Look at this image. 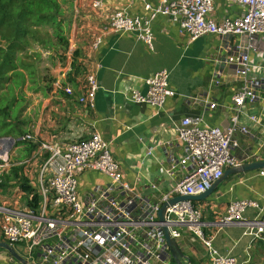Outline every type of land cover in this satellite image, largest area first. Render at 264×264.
I'll return each instance as SVG.
<instances>
[{
  "label": "built area",
  "instance_id": "2783aa9c",
  "mask_svg": "<svg viewBox=\"0 0 264 264\" xmlns=\"http://www.w3.org/2000/svg\"><path fill=\"white\" fill-rule=\"evenodd\" d=\"M137 1L149 11L148 17H131L125 9H109L103 14L104 29L115 34L132 33L149 48L153 41L152 21L160 15L169 17L189 41L203 36L233 39V48L222 61L239 82V88L231 96L232 114L222 128L205 124L201 116H188L173 123L174 139L180 144L181 154L179 158L171 155L167 165L162 167L166 176L174 177V172L180 169L182 177L155 202L149 201L137 191L135 184L130 185L124 179L109 143L99 133L66 143H40L34 152V157L42 158L36 184L38 204L0 207L1 239L30 264H170L163 226L174 240L181 237V230L191 233L206 249L209 264H236L232 256L217 252L204 230L238 224L252 240L264 234V203L260 205L252 200L231 202L217 223L203 221L202 212L190 201L168 206L164 222L158 221L163 203L178 196L200 195L209 190L225 170L264 156V135L255 153L244 158L233 154L238 148L235 135H251L249 127L241 122L243 107L259 100L264 103V55L258 47L264 36V0H229L241 9V14L220 19L211 17L213 0H159L153 6L146 0ZM104 2L91 0V6L100 11ZM100 42L96 37L91 49L97 50ZM220 75V71L212 74L211 87L220 84ZM67 83L63 69L51 90L72 98L74 92ZM140 84L142 90L128 88L125 95L134 104H146L159 110L167 99L176 96L166 70L150 74ZM80 87L76 101L92 109L99 89L96 77L85 75ZM193 101L209 110L217 106L207 95ZM246 119L262 127L264 133V120L255 115H247ZM11 141L10 137L0 140V168L8 166L9 152L15 144ZM20 141L34 142V137L26 134ZM161 147L167 157V146ZM151 150L152 147L148 148V155ZM83 171L103 174L108 179L107 184L96 186L86 197L80 198L77 177ZM257 175L264 177V167L258 169ZM136 182L140 183V179ZM151 189L156 187L151 185ZM249 208L257 210V215L247 220L243 216ZM37 252L41 255L35 260Z\"/></svg>",
  "mask_w": 264,
  "mask_h": 264
},
{
  "label": "crops",
  "instance_id": "0c3cea01",
  "mask_svg": "<svg viewBox=\"0 0 264 264\" xmlns=\"http://www.w3.org/2000/svg\"><path fill=\"white\" fill-rule=\"evenodd\" d=\"M72 1V10L78 21L72 24V38L64 56L67 59L68 52H71V64L75 60L79 62L76 76L67 83L74 95L68 98L62 93H54L50 87L44 98L39 99V118L31 134L33 143H66L88 138L93 132L99 133L109 143L111 155L119 164L124 179L130 185L135 184L137 191L149 201L155 202L182 177L180 169L174 172V177H168L162 167L167 165L171 155L179 158L181 154L180 144L174 139L173 123L184 117L201 116L205 124L222 128L232 114L231 96L239 88V82L232 69L224 66L222 61L230 54L233 39L203 36L189 41L187 36L178 32L169 17L157 15L152 21L153 41L148 48L132 33L115 34L104 29L103 14L109 9H125L131 17H148L150 13L143 9L141 1L104 0V8L100 11L91 6V0ZM146 1L152 6L159 3V0ZM240 14L241 9L229 0H213L212 18ZM96 37L101 42L93 51L91 46ZM258 47L264 55V36ZM161 70L169 72V84L176 91V96L167 99L161 109L134 104L127 99L128 88L142 90L140 81ZM215 71L221 72L220 84L211 87ZM88 74L96 77L99 86L92 109L76 101L83 77ZM205 95L217 103L213 110L193 101V98ZM242 111L241 122L249 127L251 135H235L238 148L233 154L238 158L255 153L264 135L262 127L250 124L246 119L247 115H255L264 120V103L261 100L246 103ZM162 145L167 146V157L163 154ZM151 147L152 153L148 155ZM19 153V157L26 156L22 146L10 151L8 169L5 170L7 177L4 182L0 178V207L22 206V203L18 204L21 200L27 204L28 194L22 191L21 186L26 183L35 189L37 184L42 158L34 157L33 152L29 158L13 161L12 156ZM257 162H264V156L253 158L249 164ZM257 172L258 169L229 174L204 201L194 203L202 212L203 221L219 222L228 205L236 200H252L262 205L264 177H259ZM136 179H140V183ZM107 180L101 173L83 171L77 177L78 196L86 197L96 186H105ZM151 185L156 189L152 190ZM256 215L257 210L249 208L243 217L249 220ZM180 232L181 237L176 243L184 255L180 259L182 264H209L207 251L200 241L185 230ZM204 234L212 239V245L219 254L232 256L236 264H264V234L260 239L252 240L244 235V227L238 224L214 226L205 229ZM0 242H3L1 237ZM40 255L37 252L35 260ZM0 264L21 263L0 249ZM170 264H176L172 255Z\"/></svg>",
  "mask_w": 264,
  "mask_h": 264
},
{
  "label": "rangeland",
  "instance_id": "374dc122",
  "mask_svg": "<svg viewBox=\"0 0 264 264\" xmlns=\"http://www.w3.org/2000/svg\"><path fill=\"white\" fill-rule=\"evenodd\" d=\"M55 1L59 3L58 6L60 3L62 5L59 13L56 14L57 24L39 23L33 28H28L23 40H20L21 49L9 56L8 65L14 70L0 77V140L7 137L17 139V136L21 138L26 134H33L32 130L39 118V99L44 98L46 92L50 91L59 68L62 67L59 75L63 69L66 71L67 81L77 74L76 67L79 62L75 60V63L71 64L72 61L66 59L64 53L72 38V24L78 21V16L72 10V0L71 2L70 0ZM54 14L52 10L50 15ZM0 48L1 58L5 54L3 52L5 48L7 49L1 39ZM68 56H70L69 52ZM2 122L9 125L4 126ZM17 143L10 151L20 147ZM19 156L20 153L13 155V161L29 158ZM7 169L8 167L0 168V173ZM21 203L24 205L25 201L21 200L18 204Z\"/></svg>",
  "mask_w": 264,
  "mask_h": 264
},
{
  "label": "trees",
  "instance_id": "16d2710c",
  "mask_svg": "<svg viewBox=\"0 0 264 264\" xmlns=\"http://www.w3.org/2000/svg\"><path fill=\"white\" fill-rule=\"evenodd\" d=\"M58 5L59 3L55 0H0V39L7 47L3 51L4 56L0 58V77H3L4 73L7 74L14 70L8 65L9 56L21 49L19 43L28 28H33L39 23L46 25L54 22L57 24L56 14L59 13L60 8ZM52 10L55 12L54 15H50ZM3 124L4 126L9 125L6 122H2ZM17 146L24 148L26 156H30L38 148V145L31 141H19ZM15 174L17 175V173ZM5 176L7 177L5 172L0 174L2 182L5 181ZM21 189L28 194L27 205L35 207L39 202L36 185L34 189L25 183Z\"/></svg>",
  "mask_w": 264,
  "mask_h": 264
},
{
  "label": "water",
  "instance_id": "95a60500",
  "mask_svg": "<svg viewBox=\"0 0 264 264\" xmlns=\"http://www.w3.org/2000/svg\"><path fill=\"white\" fill-rule=\"evenodd\" d=\"M11 140L13 141V143H17L20 141V138H17V139L11 138ZM263 167H264V162H261V163L257 162V163H252V164H242V165H239L237 167H232L230 169L225 170L223 172L222 177L219 180L215 181L213 183V185L211 186V188L209 190H207L206 192L201 193L200 195H197V196H184V197L178 196V197H175V198L169 200L167 203H163V205L161 206V208L158 212V221L164 222V220H165L164 215H165L166 208L168 206H171V205L177 203V202L190 201V202L196 203V202L204 201L208 196H210L213 193V191L220 184V182L229 174L245 173V172H248L251 170H257V169L263 168ZM162 231L164 233L166 246L169 249L175 263L176 264H182L180 259L183 258L184 255L182 254V252L178 248L176 240L170 238L169 232H168V229L166 226L162 227ZM0 249L6 251L9 255H11L16 261L20 262L21 264H30L25 259H23L14 250V248L12 246L8 245L6 242H0Z\"/></svg>",
  "mask_w": 264,
  "mask_h": 264
},
{
  "label": "clouds",
  "instance_id": "9594fccd",
  "mask_svg": "<svg viewBox=\"0 0 264 264\" xmlns=\"http://www.w3.org/2000/svg\"><path fill=\"white\" fill-rule=\"evenodd\" d=\"M71 61H72V59H71Z\"/></svg>",
  "mask_w": 264,
  "mask_h": 264
}]
</instances>
